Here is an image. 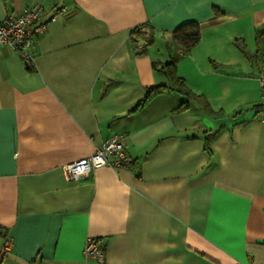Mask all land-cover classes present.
I'll return each instance as SVG.
<instances>
[{
	"label": "crops",
	"instance_id": "obj_1",
	"mask_svg": "<svg viewBox=\"0 0 264 264\" xmlns=\"http://www.w3.org/2000/svg\"><path fill=\"white\" fill-rule=\"evenodd\" d=\"M35 4L31 58L0 46V264H100L88 238L104 264H264V0H0V20ZM187 22L200 35L182 54ZM173 53L209 112L173 90L144 100ZM119 134L130 167L65 179Z\"/></svg>",
	"mask_w": 264,
	"mask_h": 264
},
{
	"label": "built area",
	"instance_id": "obj_2",
	"mask_svg": "<svg viewBox=\"0 0 264 264\" xmlns=\"http://www.w3.org/2000/svg\"><path fill=\"white\" fill-rule=\"evenodd\" d=\"M42 6L35 4L21 11L8 13L0 20V46H4L17 53L22 59L29 60L35 40L45 32L46 23L41 16ZM134 36L138 44H143L150 37L147 31L139 30ZM260 98L253 106L254 117L264 125V70L258 75ZM125 135H115L101 144L91 155L68 163L62 167L67 180H78L90 171L102 167L127 169L132 164V158L126 153ZM2 245L0 253L6 255L12 246L11 238L0 226ZM104 242L102 238H88L83 248L85 257H93L100 264H104Z\"/></svg>",
	"mask_w": 264,
	"mask_h": 264
},
{
	"label": "trees",
	"instance_id": "obj_3",
	"mask_svg": "<svg viewBox=\"0 0 264 264\" xmlns=\"http://www.w3.org/2000/svg\"><path fill=\"white\" fill-rule=\"evenodd\" d=\"M132 34L134 36L139 35L140 34L139 29L135 30ZM199 35H200V32H199L198 23L187 22L173 31L172 44L175 47H177L183 54V53L188 52L193 46H195L198 43ZM257 40H258V43L264 41V31L258 34ZM241 49L242 51L245 52L243 48ZM259 50L260 48H258V51L255 56H258ZM178 57H179L178 54L173 53L170 61L165 63L162 66V69L164 70L165 74L168 77L169 85L168 86L158 85V86H154L148 89L144 100H147L150 96H153L154 94H157L158 92H162L163 90H173L179 93L181 96L185 97L186 99L181 104H179L178 109L186 108L188 106L189 100L196 99L204 105L203 107L206 109V112L207 111L209 112V109H207L206 107L207 105L204 103V101L200 97H197L193 93H191L185 87L183 80L176 75L175 65H176V61ZM251 58H254V57H250V59ZM4 256L5 255L1 254L0 257L3 258Z\"/></svg>",
	"mask_w": 264,
	"mask_h": 264
}]
</instances>
